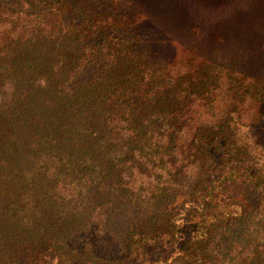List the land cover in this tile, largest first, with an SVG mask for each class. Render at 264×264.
I'll list each match as a JSON object with an SVG mask.
<instances>
[{
  "label": "trees",
  "instance_id": "1",
  "mask_svg": "<svg viewBox=\"0 0 264 264\" xmlns=\"http://www.w3.org/2000/svg\"><path fill=\"white\" fill-rule=\"evenodd\" d=\"M92 2L0 0V264H228L264 211V0Z\"/></svg>",
  "mask_w": 264,
  "mask_h": 264
},
{
  "label": "rangeland",
  "instance_id": "2",
  "mask_svg": "<svg viewBox=\"0 0 264 264\" xmlns=\"http://www.w3.org/2000/svg\"><path fill=\"white\" fill-rule=\"evenodd\" d=\"M39 1L43 2V0H24V12H26V10H28L29 7L33 8V6L36 5L37 3H39ZM58 1L59 0H45V4L44 3L42 4L43 7L46 9L49 7H51V9H53L51 16H54L53 13H56L57 7L55 6V3ZM68 1L70 3L75 4L74 6H76V7H84V8L90 7L91 4H93V2L87 3V0H78L77 2H74L73 0H68ZM182 1L184 2V0H182ZM29 10H31V9H29ZM27 17L28 16L26 14H24V20H26L25 18H27ZM28 19L32 20L33 18L30 17ZM202 25H203V27H206V24L203 23ZM6 30H7L6 26L0 27V33L1 34H3ZM199 43H201L203 45L202 42H199ZM187 45L192 47L193 44H191V41L188 40ZM197 47L200 50L201 47H203V46L198 45ZM226 49H230V48H226ZM226 51L227 50H223V51L219 52L221 54L220 59L219 58L215 59L216 56L219 57V53L216 55H213V57H214L213 61H216L217 63H219V65H226L223 67H228L231 64V60H232L231 58H235V57L243 58L242 55H237V54L235 56H229ZM222 53L225 54L226 56L223 55ZM182 55H183L182 51L179 50L177 56L182 57ZM252 56L253 55H250L249 57H252ZM263 66H264L263 62H259V64L256 67H263ZM238 67H239V69L243 70L241 68V67H243L242 65H240ZM250 67H252V66H250ZM247 71H249V70H247ZM222 104H223V101H222L221 97L216 96V99L214 100V103L212 104V106L214 107V109L215 108L218 109V108L223 107ZM201 119L202 120H209L210 118H201ZM253 198L258 199V201H259V197H253ZM258 201L255 204H258ZM263 217H264V211L260 207V209L256 210V212L252 215V217H250V221H248L247 223H245L244 226H242L243 227L242 232L235 234V236L231 240V243H229L228 248L225 249L224 253H223L224 260L227 261L228 264H232V262L230 260L232 257H234V256L243 257V255H245V253H247L246 252L247 250L245 251L243 249V247H245L244 245L246 244L247 240H249L251 238L256 240V241H259L260 239L264 240V222L261 221V220H263L262 219ZM109 240L111 242H113L111 240V238H109Z\"/></svg>",
  "mask_w": 264,
  "mask_h": 264
}]
</instances>
